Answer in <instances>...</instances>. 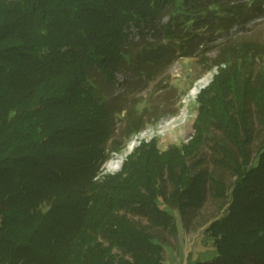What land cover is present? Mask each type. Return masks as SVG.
<instances>
[{"label":"trees","instance_id":"trees-1","mask_svg":"<svg viewBox=\"0 0 264 264\" xmlns=\"http://www.w3.org/2000/svg\"><path fill=\"white\" fill-rule=\"evenodd\" d=\"M253 3L264 10V0ZM178 7L177 0H0V264H166L152 228L175 234L179 224L160 199L187 216L209 194L227 206L206 228L217 254L199 264H264V147L252 150L253 118L264 128V68L239 61L250 42L238 59L230 45L209 64L219 71L198 93L187 142L162 150L157 138L143 140L121 170L101 174L110 151L122 147L111 84L119 72L135 77L170 61L175 49L161 42L139 50L131 26L144 37L167 13L179 19ZM250 15L241 9L230 18L244 23ZM173 27L166 34L180 37ZM195 39L184 37L190 48ZM211 126L224 136L212 145L214 162L233 173L232 185L196 158ZM140 130L128 118L123 132Z\"/></svg>","mask_w":264,"mask_h":264},{"label":"rangeland","instance_id":"rangeland-1","mask_svg":"<svg viewBox=\"0 0 264 264\" xmlns=\"http://www.w3.org/2000/svg\"><path fill=\"white\" fill-rule=\"evenodd\" d=\"M200 1L201 5L195 0L185 5L184 0H177L179 7L175 13L179 19L173 21L175 14L167 13L163 18L145 26L144 37L137 26H131V39L139 50L142 46L150 47L161 42H169L175 49L170 55V61L164 58L166 62L163 64L153 62L146 66L148 70L135 77L129 72H119L115 83L111 84L109 100L121 106L114 114V137L122 143V147L118 151H110V156L101 166V174L121 170L127 156L143 140L149 141L155 137L163 150L187 142L195 134L200 107L198 93L219 71L217 66L209 69V64L213 58L220 56L225 47L233 45L236 50L233 56L237 58L243 43L250 42L254 48L248 49L244 60L239 61L246 62L253 58L254 61L250 60L251 67L255 70L264 68V10L254 9L253 0ZM241 9L251 14L250 19L244 23L238 21L237 17L230 18ZM169 23L178 28L180 37L171 38L166 34ZM191 35L196 37L192 48L184 41L185 36ZM202 84L199 91L193 94L192 89ZM129 85L131 87L128 88ZM128 118L133 125H141V130L130 136L123 132ZM253 124L256 136L252 150L256 155L257 150L264 147V128L256 117L253 118ZM223 137L220 130L211 126L206 131V138L196 158H205L203 165L232 185L235 179L233 173L216 164L213 159L212 145ZM160 202L175 214L179 224V231L175 234L162 227L152 228L157 240L164 244L166 264H199L202 260L212 259L217 250L214 237L206 228L213 218L223 213L227 200L209 194L204 205L199 210H191L187 216L166 205L162 199ZM128 215L142 225L149 223L144 215L134 212H128Z\"/></svg>","mask_w":264,"mask_h":264},{"label":"bare ground","instance_id":"bare-ground-1","mask_svg":"<svg viewBox=\"0 0 264 264\" xmlns=\"http://www.w3.org/2000/svg\"><path fill=\"white\" fill-rule=\"evenodd\" d=\"M202 86H203V84L200 85L199 87H194V88L192 89V93H193V94H196ZM133 145H134V144H133Z\"/></svg>","mask_w":264,"mask_h":264}]
</instances>
